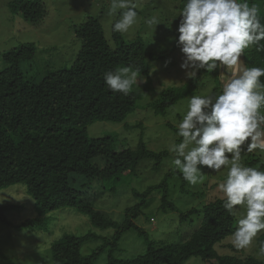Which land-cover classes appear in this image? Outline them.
I'll use <instances>...</instances> for the list:
<instances>
[{
	"label": "trees",
	"instance_id": "1",
	"mask_svg": "<svg viewBox=\"0 0 264 264\" xmlns=\"http://www.w3.org/2000/svg\"><path fill=\"white\" fill-rule=\"evenodd\" d=\"M179 1L182 10L187 0ZM248 3L257 7L264 24V0H248ZM10 7L14 13L21 12L32 21H41L46 15L42 0H14ZM75 33L82 45L70 67L48 71L39 82L26 79L21 63L36 54V45L30 42L4 52L8 65L0 70V187L26 184L40 212V218L31 220L33 225L53 210L74 207L89 215L95 226L115 230L111 238L88 254L83 253V247L87 241L98 238L95 233L65 234L52 246L54 264H93L97 255L109 246L105 264H184L194 256L200 257L204 264H264V259L251 254L238 256L217 250L216 245L233 235L238 227L236 216L224 209L221 197L209 200L201 208L193 207L183 215L197 213L202 217L199 227L185 240L159 246L138 227L133 219L153 190L164 189L161 203L164 211L176 210L167 186L171 174L144 192L136 191L139 202L126 209L122 221L108 217L85 197L84 189H88L91 180L120 178L123 173H133L144 158H155L154 167L158 169L166 152L149 150L143 133L135 147L119 145L114 134L90 137L87 133L88 126L95 121L123 122L139 99V93L133 88L127 95L110 90L104 73L129 67L149 74L147 58H155L156 53H147L140 36L127 40L123 33L114 30L112 36L117 46L113 48L98 16H89L75 26ZM259 43L264 45V40ZM244 52L248 67L264 68V49L258 50L257 45H252ZM214 72L218 75V68ZM201 77L202 73L198 72L196 79L165 88L152 104L155 112L165 114L180 99L194 94ZM259 79L264 84V76ZM221 91L219 81L212 94ZM261 112L264 113V108ZM248 158L249 164L255 166L261 161L255 152L249 153ZM261 167L264 169V163ZM79 177L81 181L77 184ZM183 183L186 186L187 181ZM11 207H0L3 221H6L5 210ZM131 228L144 234L148 249L135 257H117L114 251L123 233ZM260 241L264 244V234Z\"/></svg>",
	"mask_w": 264,
	"mask_h": 264
},
{
	"label": "rangeland",
	"instance_id": "2",
	"mask_svg": "<svg viewBox=\"0 0 264 264\" xmlns=\"http://www.w3.org/2000/svg\"><path fill=\"white\" fill-rule=\"evenodd\" d=\"M13 1L0 0V70L8 65L3 58L4 52L22 43H35V56L23 61L21 66L25 78L36 82L41 81L48 71L74 64L82 45L81 39L76 36L75 26L89 16L101 17L105 35L115 48L117 44L112 36V27L126 10L114 7L113 0H42L46 15L41 21H32L26 19L21 12L14 13L11 10L10 4ZM133 3L138 13L137 22L123 35L127 40L140 36L147 53H156V57L147 58L149 74L135 71L137 82L132 88L139 93V99L127 118L123 122L95 121L88 126L87 133L90 137L114 134L119 145L123 143L131 147L138 145L143 133L149 150L166 154L158 169L154 167L155 158H144L133 173H123L120 178L93 179L84 191L85 197L96 209L106 213L108 217L122 221L126 209L139 202L136 191L144 192L149 186L161 183L166 175L171 174L168 176L167 186L176 210H163L161 203L164 189H156L149 194L147 202L133 219L157 245L164 246L187 239L199 227L202 217L197 213L183 216L185 213L193 207L201 208L209 200L223 196L219 184L226 180L227 167L222 166L219 172H215L202 166L199 182L193 185L187 181L185 186L182 173L173 163L175 154L169 151L171 144L182 142L183 138L177 135L178 131L174 127L178 128L183 114L187 112L188 101L193 95L212 94L213 88L220 81L217 79L220 72L217 75L215 70L207 72L201 69L199 72L202 77L194 94L180 99L165 114L156 113L152 104L165 88L178 87L190 80L180 67L183 53L177 44V29L182 18L179 15L180 1L133 0ZM153 18L158 24L149 25L146 21ZM160 87L161 90L157 92ZM254 152L261 158L258 165L249 164V153L246 151L241 153V163L264 171L261 167L264 153L258 149ZM80 181L79 177L76 183ZM183 185L185 188L181 190ZM0 200H3L0 207L12 206L4 212L6 221L0 217V264H54L52 246L65 234L95 233L98 238L87 241L83 247V253L88 254L115 233L113 228L95 226L89 215L74 207L53 210L42 221L33 225L31 220L40 218L39 207L23 182L0 187ZM236 207L240 210L235 222L238 226V216L243 214L244 209L242 206ZM26 222L28 225L23 226ZM263 234L264 230H260L244 249L234 247L232 235L217 244L216 248L221 254H251L264 259V255L259 252ZM109 248L110 246L97 255L93 264H105ZM147 249L144 234L131 228L123 233L114 254L121 258L135 257L144 254ZM184 264L204 263L200 257L194 256Z\"/></svg>",
	"mask_w": 264,
	"mask_h": 264
},
{
	"label": "clouds",
	"instance_id": "3",
	"mask_svg": "<svg viewBox=\"0 0 264 264\" xmlns=\"http://www.w3.org/2000/svg\"><path fill=\"white\" fill-rule=\"evenodd\" d=\"M113 6L126 9L113 30L128 32L137 22L136 5L133 0H113ZM179 15L177 44L186 77L196 79L201 69L212 72L220 67L225 71L219 74L220 93L193 95L188 101L178 125L182 142L171 144L169 151L175 154L176 168L193 185L199 182L202 166L215 172L227 167L219 189L229 214L238 215L236 206L244 209L232 235L234 247L244 249L264 230V171L241 163L242 151L264 153V91L260 90L264 84L259 79L264 68H250L240 57L252 45L264 49L259 43L264 40V24L257 7L249 6L248 0H187ZM146 22L158 24L155 18ZM104 80L113 92L127 95L137 82V72L120 67L105 72ZM259 252L264 255V244Z\"/></svg>",
	"mask_w": 264,
	"mask_h": 264
},
{
	"label": "water",
	"instance_id": "4",
	"mask_svg": "<svg viewBox=\"0 0 264 264\" xmlns=\"http://www.w3.org/2000/svg\"><path fill=\"white\" fill-rule=\"evenodd\" d=\"M240 59H241V61L247 66L246 58H245V52L241 54ZM222 71H223V68H220V67H219V72L221 73Z\"/></svg>",
	"mask_w": 264,
	"mask_h": 264
},
{
	"label": "built area",
	"instance_id": "5",
	"mask_svg": "<svg viewBox=\"0 0 264 264\" xmlns=\"http://www.w3.org/2000/svg\"><path fill=\"white\" fill-rule=\"evenodd\" d=\"M153 219V218H152Z\"/></svg>",
	"mask_w": 264,
	"mask_h": 264
}]
</instances>
